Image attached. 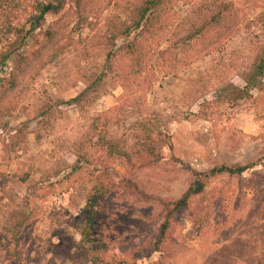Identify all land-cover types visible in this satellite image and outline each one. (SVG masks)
Here are the masks:
<instances>
[{
	"label": "rangeland",
	"instance_id": "1",
	"mask_svg": "<svg viewBox=\"0 0 264 264\" xmlns=\"http://www.w3.org/2000/svg\"><path fill=\"white\" fill-rule=\"evenodd\" d=\"M37 1L0 4V82L17 53L33 56L47 28L58 32L1 103L0 232L8 235L2 243L9 252L0 248V264H90L79 226L100 184L79 158L93 149L85 144L96 143L93 117L115 104L122 107L110 112V140L163 139L135 167L115 160L113 189L99 200L97 236L121 257L143 236H155L158 199L177 198L191 181L189 170L264 156V73L255 67L264 61V0H168L153 34L137 29L118 37L117 44L143 40L148 84L137 106L120 99L117 69L94 80L110 46L111 21L125 20L143 0H84L80 13L66 0L30 30ZM212 16L219 23L207 32ZM161 49L167 58L156 55ZM88 86L77 102H64ZM75 165L83 168L69 177ZM207 187L213 196L205 229L193 230L185 219L168 234L163 253L146 250L137 264H264V162L212 177Z\"/></svg>",
	"mask_w": 264,
	"mask_h": 264
},
{
	"label": "trees",
	"instance_id": "2",
	"mask_svg": "<svg viewBox=\"0 0 264 264\" xmlns=\"http://www.w3.org/2000/svg\"><path fill=\"white\" fill-rule=\"evenodd\" d=\"M2 1L0 0V4ZM168 2V0H143L139 4L132 5L125 20L111 21L108 35V44L110 46L105 55L103 70L95 78L94 83L100 82L107 73L116 72L115 69H117L120 86L123 90L120 99H122L123 103H126V106H137L140 100L138 92H141L144 88L146 90L148 84V81L144 80L145 75L143 74L145 72L143 63L145 58L143 57L145 55L143 52L144 44L143 40H138L137 37L122 44H117L116 40L118 37L128 38L131 30L137 29L144 31L146 34H153L167 12ZM65 3L66 0L37 1L33 5L34 11L30 15L32 26L30 30L40 27L47 14L60 12ZM73 3L75 6L74 11L80 13L84 0H73ZM218 23L219 17L212 16L211 19L206 21L204 27L209 32ZM202 34L204 35L205 33L203 32ZM57 35L58 32L55 29L47 28L44 32L40 49L34 52L33 56L22 55L21 53L16 54L18 59L14 69L7 78L0 82V115L4 112L1 103L11 91L16 89L20 79L28 73L33 62L39 59L41 48H48L54 43ZM156 55L161 59H165L168 56V50H158ZM255 67L259 69L257 75L264 73L263 60L260 59V62ZM88 88L89 86L75 97L69 98L64 102L67 104L77 102ZM203 104L212 105L214 101L207 100ZM121 107L122 105L115 104L113 107L93 117L92 125L98 134L96 143L85 144V148L93 147V149L91 152H84L79 158L84 159V164L87 166L86 170L100 184L92 188L89 199L82 208L84 218L79 226V244L85 250L90 264H137L138 258L146 250L160 252L161 254L163 252L160 251V248L168 238V234L174 231L178 224L184 226L185 219L190 222L193 230L203 231L211 214L210 197L213 196V192L207 187L209 179L224 174L230 176L240 175L264 162V156H262L260 159L243 164H217L208 170H189L191 181L177 198L158 199V203L161 206L158 211L160 221L155 236H143L130 250L123 252L125 255L121 257L119 254L110 252V248L105 246L97 236L98 231H100V220L104 215V207L99 206V200L104 198L114 186L112 164L115 160H123L130 167H135L140 162L139 159L154 155L158 145L163 142L159 135L158 137L156 136L157 141H155L152 137L144 136L143 134H139V138L137 137V140L132 143H127L125 140L123 142L124 145H119L117 140H110L107 136L108 127L111 124V119H109L110 112ZM201 109L202 105L199 110ZM201 117L204 119L208 118L204 113H202ZM190 120H194V118ZM89 165L92 167L91 169ZM82 168L78 165L72 167L69 177L73 176L77 169L81 170ZM129 182L126 181V184ZM183 211H187L186 214ZM178 216H180V219H177ZM6 236H8L6 233L0 232V248L5 252H9V249L4 247V243H2Z\"/></svg>",
	"mask_w": 264,
	"mask_h": 264
}]
</instances>
